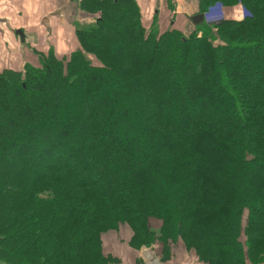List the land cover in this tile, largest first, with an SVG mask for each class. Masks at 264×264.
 <instances>
[{"label": "trees", "instance_id": "obj_1", "mask_svg": "<svg viewBox=\"0 0 264 264\" xmlns=\"http://www.w3.org/2000/svg\"><path fill=\"white\" fill-rule=\"evenodd\" d=\"M196 4L160 34L136 0H82L78 50L0 73V264H118L110 239L264 264V0Z\"/></svg>", "mask_w": 264, "mask_h": 264}, {"label": "crops", "instance_id": "obj_2", "mask_svg": "<svg viewBox=\"0 0 264 264\" xmlns=\"http://www.w3.org/2000/svg\"><path fill=\"white\" fill-rule=\"evenodd\" d=\"M81 1L0 0V73L5 70L21 71L32 51L47 53L52 49L57 57L64 58L78 50L77 25L93 22L80 9ZM136 1L141 9L144 26L150 20V26L146 27L155 28L160 34L170 30L187 33L196 25L192 21L197 14L196 0ZM227 10L226 13L230 12L231 17L227 18L225 14V19L242 20L241 7ZM107 252L114 251L111 249ZM119 252L116 253L120 259L118 264H153L143 259L141 250L124 247ZM155 261L159 264L173 262L163 263L156 254Z\"/></svg>", "mask_w": 264, "mask_h": 264}, {"label": "rangeland", "instance_id": "obj_3", "mask_svg": "<svg viewBox=\"0 0 264 264\" xmlns=\"http://www.w3.org/2000/svg\"><path fill=\"white\" fill-rule=\"evenodd\" d=\"M171 4H172V2H171ZM143 11H145V10H143ZM227 11H228L227 9H224V10H223V13H222V14H223L224 18H225V14H226V17H227V18L231 17L230 12L226 13ZM152 19H153V17H152ZM171 20H172V18H171ZM148 23H149V25H148ZM150 23H151V21L148 20V21L145 22V25L149 27V26H150ZM183 34H184V33H183ZM125 232H126V230L121 232L122 237H124V233H125ZM116 239H117V238H116ZM114 241H116V240H114V239H110L109 242H108V244L106 245V247H107V248L117 247V248H116V251H117L116 253H120L119 250L122 249V248H124V247L114 244ZM117 241H118V240H117ZM156 256H157V255H156ZM146 262L148 263L147 260H146ZM194 262H195V260H194ZM194 262H193L192 259H190V258H185V257L182 256L181 254H178V255L176 256V258H174L173 262H170V263H171V264H194ZM154 264H156V263H154Z\"/></svg>", "mask_w": 264, "mask_h": 264}, {"label": "built area", "instance_id": "obj_4", "mask_svg": "<svg viewBox=\"0 0 264 264\" xmlns=\"http://www.w3.org/2000/svg\"><path fill=\"white\" fill-rule=\"evenodd\" d=\"M141 254H142V257L145 259V261L146 260L148 261V263L153 262V263L159 264V262L154 260V252L152 248L143 247L141 250Z\"/></svg>", "mask_w": 264, "mask_h": 264}, {"label": "water", "instance_id": "obj_5", "mask_svg": "<svg viewBox=\"0 0 264 264\" xmlns=\"http://www.w3.org/2000/svg\"><path fill=\"white\" fill-rule=\"evenodd\" d=\"M192 21H193V23H195V24H199V23H201V22L204 21V15H202V14L196 15V16H194V17L192 18Z\"/></svg>", "mask_w": 264, "mask_h": 264}, {"label": "bare ground", "instance_id": "obj_6", "mask_svg": "<svg viewBox=\"0 0 264 264\" xmlns=\"http://www.w3.org/2000/svg\"><path fill=\"white\" fill-rule=\"evenodd\" d=\"M154 264V263H153Z\"/></svg>", "mask_w": 264, "mask_h": 264}]
</instances>
